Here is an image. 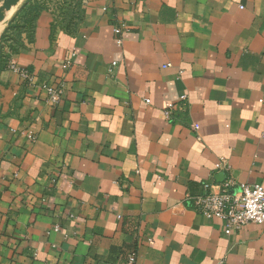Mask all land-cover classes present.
<instances>
[{
	"label": "crops",
	"instance_id": "0c3cea01",
	"mask_svg": "<svg viewBox=\"0 0 264 264\" xmlns=\"http://www.w3.org/2000/svg\"><path fill=\"white\" fill-rule=\"evenodd\" d=\"M13 62L33 84L0 71V264H264V225L191 206L264 187V0H86L71 28L42 11Z\"/></svg>",
	"mask_w": 264,
	"mask_h": 264
},
{
	"label": "built area",
	"instance_id": "2783aa9c",
	"mask_svg": "<svg viewBox=\"0 0 264 264\" xmlns=\"http://www.w3.org/2000/svg\"><path fill=\"white\" fill-rule=\"evenodd\" d=\"M126 28L123 23L114 26V42L120 48L122 46V34ZM116 63L108 67V74H112ZM9 70L16 73L19 78L29 85L33 84L32 74L26 70L17 67L14 64L9 66ZM47 92V101L53 106L60 104L63 90L51 86H42ZM186 96H181L175 103H170L163 111L164 118L173 121L178 111L182 110L183 102ZM149 103L148 100H145ZM179 109V110H178ZM191 128L198 131V126L193 124ZM31 142L35 137L29 138ZM218 170L228 171L229 167L220 161L215 165ZM206 191L192 198L191 206L194 211L203 218L218 219L223 224V233L227 236L237 234L243 227L254 224L257 226L264 225V187L261 185H240L237 186L232 179H227L221 184L219 192L210 191L209 185L204 184ZM57 230V228H55ZM124 264H141L138 262L137 254L132 251L126 255Z\"/></svg>",
	"mask_w": 264,
	"mask_h": 264
},
{
	"label": "rangeland",
	"instance_id": "374dc122",
	"mask_svg": "<svg viewBox=\"0 0 264 264\" xmlns=\"http://www.w3.org/2000/svg\"><path fill=\"white\" fill-rule=\"evenodd\" d=\"M6 0H0V10H5V2ZM12 4L15 0H10ZM27 0H22V2L17 5L14 13L10 16L9 20L6 22V25L0 36L3 34L9 21L13 18L16 12H18ZM34 2H39L42 6H44L46 11H49L54 17V24L58 27L62 28H71L75 24L78 23L80 18L82 17L85 9V1L86 0H32ZM7 4V3H6ZM28 13L25 11L22 13L14 26L8 31L5 39L0 42V68H9L11 64H14L13 57L14 55L19 54L22 50L25 49L28 44V27L20 28L17 26H22L25 17ZM2 43V44H1ZM22 45L16 53H13L11 48L18 47V45Z\"/></svg>",
	"mask_w": 264,
	"mask_h": 264
},
{
	"label": "trees",
	"instance_id": "16d2710c",
	"mask_svg": "<svg viewBox=\"0 0 264 264\" xmlns=\"http://www.w3.org/2000/svg\"><path fill=\"white\" fill-rule=\"evenodd\" d=\"M44 8L45 7L42 6L41 4H39V2H37V1L34 2L32 0H27L26 3L23 5V7L18 12H16L15 15L13 16V18L9 21L7 28L5 29L3 34L0 36V42H2L5 39L8 31L14 26V23L16 22L18 17L26 11L28 13V15L25 17L22 26H17V27H20V28L28 27V29H29V31H28V43H29L32 39L33 29H34L35 22H36L37 18L39 17V15L42 11H46ZM21 46L22 45L20 44L16 48L12 47L11 48L12 52L16 53ZM3 69L4 68H0V71H2Z\"/></svg>",
	"mask_w": 264,
	"mask_h": 264
},
{
	"label": "bare ground",
	"instance_id": "6f19581e",
	"mask_svg": "<svg viewBox=\"0 0 264 264\" xmlns=\"http://www.w3.org/2000/svg\"><path fill=\"white\" fill-rule=\"evenodd\" d=\"M21 2L22 0H15L13 4L10 0H6L5 2H3L5 4V10H0V33L4 29L6 22L9 20L10 16L14 13L17 5H19Z\"/></svg>",
	"mask_w": 264,
	"mask_h": 264
}]
</instances>
